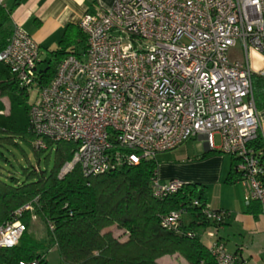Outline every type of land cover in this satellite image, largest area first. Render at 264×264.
Returning <instances> with one entry per match:
<instances>
[{
  "label": "built area",
  "instance_id": "obj_1",
  "mask_svg": "<svg viewBox=\"0 0 264 264\" xmlns=\"http://www.w3.org/2000/svg\"><path fill=\"white\" fill-rule=\"evenodd\" d=\"M77 25L86 50L65 56L47 85L39 74L40 47L19 25L0 52V63L28 96L33 92L34 148L75 146L58 178L75 167L91 178L136 166L200 136L209 151L234 160L244 204L258 203L264 215V162L252 146L260 120L247 62L248 49L264 56V0H115L109 9L85 13ZM238 43L245 61L230 59ZM184 186L162 183L154 173L150 189L163 200ZM191 206L200 207L196 200ZM31 209L23 207L0 226V250L18 244L26 230L18 218ZM202 211L212 263L248 264L216 239L228 214ZM185 215L184 209L171 211L159 226L180 233Z\"/></svg>",
  "mask_w": 264,
  "mask_h": 264
},
{
  "label": "trees",
  "instance_id": "obj_2",
  "mask_svg": "<svg viewBox=\"0 0 264 264\" xmlns=\"http://www.w3.org/2000/svg\"><path fill=\"white\" fill-rule=\"evenodd\" d=\"M22 1L13 0L10 7L0 5V52L12 32L11 14ZM45 50L48 61L39 73L42 85L53 79L65 56H80L85 52L86 38L78 25H68L56 49ZM251 84L256 108L261 110L264 101L259 102V98H264V81H256L252 75ZM27 97L9 69L0 63V144L16 145L15 141L20 140L31 147L37 158L47 152V158L52 152L55 155L50 170L29 166L20 172V178H0V226L12 222L15 213L23 207L32 208L18 218L26 230L17 245L0 250V264L33 261L50 264L46 255L55 246L60 255L57 264H159L160 259L175 255L189 264L201 261L213 264L200 239L208 226L202 211L206 202L204 187L185 184L180 191L163 200L154 198L150 184L157 173L155 160L91 178H84L75 167L59 179V170L71 160L75 146L69 142H47V150L34 148L36 137L29 123L30 107L24 108L23 121L15 117V107ZM3 99L8 101L6 115L3 114ZM252 146L261 153L264 162V140L259 134ZM6 161L0 151V162ZM233 162L225 180L231 185L236 182ZM193 200L198 201L199 208L191 206ZM178 209L185 210L188 223L181 226L180 233L163 231L159 226L160 218ZM247 209L256 213L260 206L254 202ZM33 218L44 225L46 240L38 241L28 232ZM113 227L121 232L117 238L109 231Z\"/></svg>",
  "mask_w": 264,
  "mask_h": 264
},
{
  "label": "crops",
  "instance_id": "obj_3",
  "mask_svg": "<svg viewBox=\"0 0 264 264\" xmlns=\"http://www.w3.org/2000/svg\"><path fill=\"white\" fill-rule=\"evenodd\" d=\"M114 1L23 0L12 12L11 23L12 26L19 25L33 38L39 45L43 57L46 55L45 49L50 51L56 49L66 26L77 25L85 13L109 9ZM12 3L13 0H5L3 5L10 7ZM239 49L243 51L240 45ZM247 62L254 80L264 81V56L248 49ZM262 101L264 98L260 97L259 102ZM2 104L6 109L5 101H2ZM258 115L259 135L264 140V108L258 110ZM197 142L201 145H196ZM170 153L160 154L155 158L156 162L159 161L157 176L160 182L179 180L184 184L204 187L205 206L209 210L224 211L228 214L218 227L216 239L225 245L229 253L239 255L248 264H264V215L260 211L256 213L247 211L244 204L246 193L244 187L237 183L231 185L225 182L231 170L232 159L218 152L209 151L203 137L200 136ZM159 158L163 161L158 160ZM185 216L189 220V217ZM207 230L209 225L203 230L200 238L205 246L210 243V239L205 235ZM158 263L189 264L178 255L164 257Z\"/></svg>",
  "mask_w": 264,
  "mask_h": 264
},
{
  "label": "rangeland",
  "instance_id": "obj_4",
  "mask_svg": "<svg viewBox=\"0 0 264 264\" xmlns=\"http://www.w3.org/2000/svg\"><path fill=\"white\" fill-rule=\"evenodd\" d=\"M44 57V58H43ZM41 57L42 64H40L41 69H44L46 67V63L48 61L47 56ZM43 58V59H42ZM230 58H235L236 60H243L245 61V55L243 51L239 49V43L237 44L236 48L230 52ZM46 60V61H44ZM54 62L51 64V66H54ZM32 97L33 92L30 94L26 100H23V102L19 103L17 107H15V117L23 121L24 119V108L30 107L32 104ZM6 104V109H4L3 114H7V107H8V101L6 99H3ZM16 145H1L0 144V151L4 154L5 158L7 159L6 162H0V178L1 179H7L11 176L20 178V172L25 169L26 167H33V168H39L40 170H45L46 167L48 170L52 169L54 166V153H45V155H39L37 156L32 151L31 147L20 141H15ZM216 144H218V140L216 138ZM196 145H201L199 142L196 143ZM163 154H171L170 152H166ZM47 159V160H46ZM160 161H163L162 159H158ZM159 161H157L158 163ZM169 181V180H168ZM167 182V181H166ZM184 224L188 223V219H186V216L183 218ZM187 222V223H186ZM109 231L112 233L114 237H119L121 232L116 228L113 227L109 229ZM28 232L32 237L36 240L44 241L48 238L47 232L45 230L44 225L38 220V219H32L30 228L28 229ZM58 251V247H53L46 255L47 260L50 262V264H57L60 261V255L56 252Z\"/></svg>",
  "mask_w": 264,
  "mask_h": 264
}]
</instances>
